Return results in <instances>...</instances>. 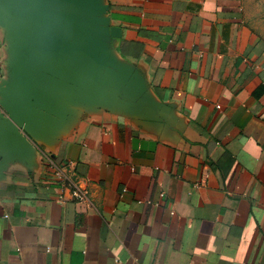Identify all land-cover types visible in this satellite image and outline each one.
<instances>
[{"label":"crops","instance_id":"1","mask_svg":"<svg viewBox=\"0 0 264 264\" xmlns=\"http://www.w3.org/2000/svg\"><path fill=\"white\" fill-rule=\"evenodd\" d=\"M244 6L80 0L100 23L58 48L0 7V264H264V39Z\"/></svg>","mask_w":264,"mask_h":264},{"label":"water","instance_id":"2","mask_svg":"<svg viewBox=\"0 0 264 264\" xmlns=\"http://www.w3.org/2000/svg\"><path fill=\"white\" fill-rule=\"evenodd\" d=\"M0 7L20 14H29L40 40L58 48L57 38L68 28L79 30L82 24L99 25L95 16L82 13L80 0H0ZM93 11V6L87 7ZM75 19V20H74Z\"/></svg>","mask_w":264,"mask_h":264},{"label":"rangeland","instance_id":"3","mask_svg":"<svg viewBox=\"0 0 264 264\" xmlns=\"http://www.w3.org/2000/svg\"><path fill=\"white\" fill-rule=\"evenodd\" d=\"M244 5L247 24L264 39V0H244Z\"/></svg>","mask_w":264,"mask_h":264},{"label":"built area","instance_id":"4","mask_svg":"<svg viewBox=\"0 0 264 264\" xmlns=\"http://www.w3.org/2000/svg\"><path fill=\"white\" fill-rule=\"evenodd\" d=\"M64 170L61 168H56L54 170V177L59 180L60 186L63 189H67L70 193L72 199L76 202H85L87 199L86 192L79 189L75 183L69 180H65L63 177Z\"/></svg>","mask_w":264,"mask_h":264}]
</instances>
